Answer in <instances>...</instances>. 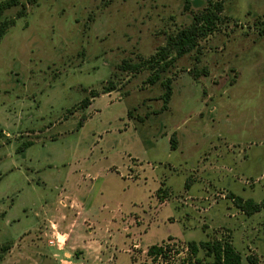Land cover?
<instances>
[{
  "label": "rangeland",
  "instance_id": "374dc122",
  "mask_svg": "<svg viewBox=\"0 0 264 264\" xmlns=\"http://www.w3.org/2000/svg\"><path fill=\"white\" fill-rule=\"evenodd\" d=\"M211 3L217 31L157 84L121 70ZM4 22L0 264H190L217 240L264 264V207L234 201L264 204V0H20Z\"/></svg>",
  "mask_w": 264,
  "mask_h": 264
},
{
  "label": "trees",
  "instance_id": "16d2710c",
  "mask_svg": "<svg viewBox=\"0 0 264 264\" xmlns=\"http://www.w3.org/2000/svg\"><path fill=\"white\" fill-rule=\"evenodd\" d=\"M20 0H7L0 3V17L3 16L5 11L18 6ZM224 12V6L221 3H211V7L200 13L195 17L194 23L186 28L180 29L177 33L170 34L167 38V43L164 47L160 48L158 52L148 60H140L138 64H130L124 61L121 65V70L132 71L133 73H139L145 69L152 71L151 77L148 79V83L151 85L157 84L161 80V76L167 73L172 68L176 61L187 54L195 51L199 48V44L205 38L213 35L218 28V25L223 21L222 14ZM24 10L19 13V16H24ZM15 22L0 23V40L8 31L10 25H14ZM166 87V92L163 97L164 104L167 108L172 95V82L170 80L163 83ZM116 90V87L111 84L110 87L104 90V94H111ZM99 97V93H94L93 98ZM91 104L90 99H86L82 103V108L87 109ZM83 121L79 124L78 128H82ZM176 138L173 136L172 149L176 148ZM234 201L237 206L245 212L248 216L258 213L264 204H257L252 200L244 202L240 198L234 197ZM9 251L7 247L0 245V262L4 259V255ZM201 251L206 253V256L210 258V261H202L198 258ZM148 256L155 261L160 259H169L171 251L169 248L163 246H152L148 250ZM188 253L190 264H242L241 254L233 247L229 241H208L197 244L192 241L188 243ZM252 264L257 263L256 259H249Z\"/></svg>",
  "mask_w": 264,
  "mask_h": 264
}]
</instances>
